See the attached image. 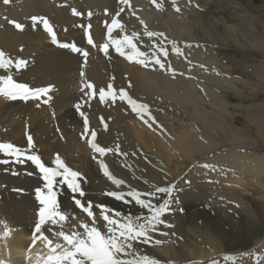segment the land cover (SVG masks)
Segmentation results:
<instances>
[{"label": "bare ground", "instance_id": "6f19581e", "mask_svg": "<svg viewBox=\"0 0 264 264\" xmlns=\"http://www.w3.org/2000/svg\"><path fill=\"white\" fill-rule=\"evenodd\" d=\"M133 1L146 6L145 13L140 14L145 22L133 15L138 6L131 4V8H127L120 0H10L8 5L0 0V51L13 61H28L27 68L19 72L14 68L0 69V77L12 75L17 83L27 84L32 89L52 88L47 96L27 101L0 95V143H11L24 152L39 155L45 166L57 171L52 178V192L59 210L86 222V214L74 205V194L67 183L70 177L66 179L56 168L57 154L69 168L81 174L77 182L85 196L75 194V198L81 199L85 206L91 202L97 215L96 205H105L125 216H147V209L136 205L130 197L125 203L106 193L137 191L146 199L147 193L155 192L156 187L174 186L172 211L162 219L175 227L160 225L159 231L168 232V236L154 232L151 243L134 242L138 255H147L160 264H212L213 261L216 264H264V223L260 220L264 218V190L248 191L246 182L253 172L264 175V99L248 105L256 98L253 93L264 90V0L259 3L233 0L221 5L213 14L197 7L201 0H178L184 11V21L182 17L178 21L184 24L171 17L175 21L172 26L176 28L169 29L160 19H148L157 18L151 8L157 3ZM121 7L125 10L116 18L125 22V26L123 32L115 28L113 32L118 31L116 39L136 32L140 36L137 46L141 51L150 55L155 50L153 45L167 49V57L161 54L160 59L166 68L170 66L175 70L174 77L170 71H161L158 65L152 66L156 69L153 71L129 62L114 47L109 48L107 55L100 51L99 46L106 43V31L101 32L99 28H108ZM73 8L83 15H72ZM89 12L92 13L90 17ZM33 16L47 18L57 36L55 46L48 43L52 37L43 30L42 24L33 28ZM9 20L23 24L24 31H18ZM145 26L149 31L164 33L167 41L163 38L157 41L155 37L149 40L144 34ZM167 30L171 33H166ZM89 35L96 46L88 43ZM172 41L182 54L173 50ZM210 42L231 44L259 58L261 64L248 70L245 80H227L230 87L224 89L216 69L205 66L207 59L203 55H209L213 49ZM60 44L75 45L89 55L85 59L82 52H73ZM198 57L199 64L195 60ZM209 59L215 63L219 57L209 55ZM190 81L196 84V91L189 86ZM88 83L94 89L85 87ZM109 84L114 90L124 89L137 102L147 104L153 116L158 114V106H163L169 118L179 113L184 123L174 141L164 146L157 135L162 131L158 132L155 125L149 128L126 101L117 98L113 103L108 97L101 103L98 90H106ZM80 86L85 88L80 90ZM76 105L81 106L79 112ZM81 112L88 118L90 129L96 131L97 143L113 151L100 155L81 139L84 120ZM240 114L250 121V127L240 129L242 125L236 121ZM172 133L175 135L174 130ZM28 135L33 138V149L28 148ZM226 135L229 139L224 142L222 138ZM220 154L227 156L223 161L230 159L239 170L215 172L210 175L214 182L207 181L203 170L201 174L189 170L182 176V166L187 165L181 159L197 164L205 157ZM21 159L23 163H18L14 157L0 153V161H7L0 162V254L3 253L0 258L9 256L10 262H18L16 264L22 261L28 249L29 261L49 255V248L42 240L37 239L33 244L34 235H38L35 224L42 207L36 199V189L47 195L46 181L30 160ZM101 162L113 178L124 183L119 187L115 185L104 174ZM163 194L159 200L151 202L159 205L169 199L167 193ZM253 209H257V213ZM207 210L226 223L239 238H222L219 232L205 227ZM73 223L69 220L65 231H70L69 225ZM241 224L248 229L257 228L258 233L245 235ZM49 227V224L43 226L44 235L54 243H63L47 231ZM55 230H59L58 226ZM76 230L82 231L78 226ZM157 239L163 243L155 244Z\"/></svg>", "mask_w": 264, "mask_h": 264}, {"label": "snow or ice", "instance_id": "6c2138e0", "mask_svg": "<svg viewBox=\"0 0 264 264\" xmlns=\"http://www.w3.org/2000/svg\"><path fill=\"white\" fill-rule=\"evenodd\" d=\"M121 4L127 8H131L130 0H120ZM154 3L157 0H153ZM10 0H3V4L8 5ZM173 6H175V0H172ZM125 7H121L120 11L115 14V17L111 20V25L108 26V38L109 42L100 45V51L108 54L109 48L114 47L115 51L122 57H125L129 62L138 64L145 68H152L153 71L156 69L152 67L153 65H158L161 71L172 72L173 77L175 76V70L171 69L170 66L166 68L165 63L160 59L162 54L165 58L167 57V49L153 45L154 51L149 55L148 52L141 51L137 46V41L140 40L138 33L133 32L131 36L125 34L121 39H113L112 32L114 28H119L122 32L124 31V25L120 22V14L125 10ZM199 7V5H197ZM177 12L180 11L179 7H175ZM72 15L81 16L83 15L75 8L72 9ZM91 12L88 13L90 17ZM135 15V13H133ZM7 19V18H6ZM139 19V17H137ZM32 26L35 29L38 25H43V30L52 37V42L58 43L56 40V34L53 31L52 25L49 23L47 18L40 16L31 17ZM10 24L23 32L25 26L19 22L9 20ZM142 24L143 21H140ZM90 27V25H89ZM144 34L151 40L156 38L159 41L163 38L167 41V37L162 32L149 31L145 26ZM88 43L90 45L96 46L92 37L89 35ZM173 45V50L177 54H182L181 50L176 47L175 41L171 42ZM62 48H71V51L81 53L86 59L89 55L87 51H82L75 45L60 44ZM191 47V45H187ZM127 49V51H125ZM28 66V61L24 59H18L13 61L10 57H7L3 51H0V69L10 70L15 69L19 72L21 69H26ZM203 67V66H201ZM182 74V73H181ZM83 76V73H81ZM219 75V73H217ZM88 89H94L91 83L85 85ZM129 87H132L129 83ZM52 91L51 86L48 88H29L27 84L17 83L12 75H6L0 77V95L7 96L12 100H23L27 101L33 98H40L41 96H47L48 93ZM95 95V91L93 92ZM99 101L101 103L106 102V98L110 97L112 102L119 98L121 101H126L127 105L131 108V111L141 119L149 128L154 125L157 128H163L157 123L155 117L151 114L149 106L147 104L139 103L137 100L133 99L127 91L120 89L116 91L113 89L111 84L107 85V89L100 88L98 90ZM51 99V97H48ZM77 111H80L81 106L76 105ZM84 116V113H80ZM101 122L105 123V129L107 130V124L101 118ZM90 137V139H89ZM81 139L86 140L89 147L96 153L104 155L107 152L113 151V149L102 147L97 143V133L90 129L89 120L84 116L83 120V132L81 133ZM27 145L29 149L35 147L33 143V138L31 135L27 136ZM119 151V149H116ZM0 153L6 156L14 157L15 161L18 163H23L21 157H25L30 160L37 169L42 173L44 180L46 181V187L48 189V194L42 193V190L36 189V199L42 206L39 210V220L35 224V234L33 239V244L36 240H42L46 247L49 248V255L44 261V264H160V262L154 258L147 255H138L134 250V242L141 244H149L152 242L151 233L159 232V226L164 225L166 228H174L175 225L168 223L162 217L166 213L172 211L173 197L172 192L174 191V186L170 187H156L155 192L147 193V196H154L155 193H167L169 199L164 200L163 203L159 205H154L151 200H146L143 197L144 194L137 191H129L127 193L123 192H108L106 195L113 197L118 201H123L128 203V198L134 200L136 205L140 206L142 209H147L149 215L147 216H132L123 215L122 213L108 208L105 205H96L99 208V215L93 211V204L91 202L87 203L85 206L81 199L75 198V194L79 197H84L85 192L81 189L80 184L77 182L81 178V174L77 171H73L67 166L64 160H62L59 154L56 155L55 164L56 168L61 170L60 174L65 175L67 179L68 188L74 194L73 202L76 208L80 209L81 212L86 214L87 221L79 220L75 215L70 213L61 212L58 208L55 194L52 192L53 180L52 178L57 175V171L50 167L45 166L39 155L31 154L30 152H24L22 149L16 147L11 143H0ZM126 155V153H121ZM95 158V157H94ZM7 163V161H0ZM100 167L104 171V174L112 180V182L118 187L124 182L113 178L108 171L107 167L101 162ZM204 167H208L205 165ZM14 191L22 192L23 189H14ZM178 203V201H176ZM238 207V205H237ZM71 220L75 223L69 225L70 231H65L66 223ZM102 221V223H101ZM45 224H49L50 227L47 229L48 232L52 233L53 237L57 241H63V243H54L53 239L44 235L42 228ZM98 224L100 226H98ZM58 226L59 230H55ZM77 226L82 231H78ZM103 229V230H102ZM162 236H168V232H159ZM175 235V233H172ZM162 240H155V244H162ZM59 250V251H57ZM131 257V258H129ZM212 264H216L215 261Z\"/></svg>", "mask_w": 264, "mask_h": 264}, {"label": "rangeland", "instance_id": "374dc122", "mask_svg": "<svg viewBox=\"0 0 264 264\" xmlns=\"http://www.w3.org/2000/svg\"><path fill=\"white\" fill-rule=\"evenodd\" d=\"M230 1H233V0H201V3L199 2V3H197V5H199V7H201L205 13L213 14L219 10L221 5H223L227 2H230ZM254 1L256 3L260 2V0H254ZM156 3L157 4H154V5L151 4L152 5L151 8L154 9V12L156 13L157 18L153 17V18H148V19H151V21H156V19L162 20V22L165 23V26L167 29L176 28V26H172L173 23H175V21L184 24V22H183L184 18L182 17L184 11L182 10L183 8L181 7L183 5L178 4V0H175V6H173L172 0H157ZM131 4H132V6H134L135 3L133 0L131 1ZM135 6H138V7H136L137 12L135 14V17H139L140 20L143 19V21L145 22L146 20L143 17H141L140 14L145 13L144 8L146 6H144V3L141 5H140V3L137 5L135 4ZM168 6H169V8H168ZM175 7H179L180 11L177 12L175 10ZM156 10H158L159 12ZM159 15H161L163 17H160ZM166 15L169 17H167ZM173 15H175V16H173ZM165 16H166V18H165ZM171 17H173L176 20L175 21L172 20ZM180 17H182L183 21H180V20L178 21V19H180ZM166 19H167V21H166ZM168 19H169V21H168ZM121 23L125 26V22H121ZM10 25H13V24H10ZM99 29L101 30V32L103 30H104L103 32L106 31L104 33V40L106 43H108L109 42L108 31H107L108 28L105 29L103 27V29L102 28H99ZM114 30H116V29L114 28L113 31ZM117 32L118 31L112 32L111 35H112L113 39L117 38V36H116ZM166 33H171V31L167 30ZM169 36H171V35H169ZM56 40H57V36H56ZM57 42H58V40H57ZM48 43L49 44L52 43L53 46H55V44L52 42V39L48 40ZM211 47H213V49L209 52V55H217L219 57V60H218V62L213 63L212 59H209V55L204 54L203 57H205L207 59L205 66L210 67L212 69H216L215 73L216 74L219 73V75H218L219 76V83L222 84V86H225L224 89H228L230 87L226 83L227 80H230V79H236L235 81H241V79L245 80L244 74L248 70H252L261 64V62L259 61V58H256L255 56L251 55L250 53L239 50L238 48H236L235 46H233L231 44L211 43ZM218 49H220V50H218ZM207 50L208 49L205 47V52ZM197 53L199 54V52H197ZM192 56H194V55L192 54ZM195 60H196L197 64H199L198 61L200 60V58L198 57ZM125 61L127 62V60H125ZM82 86H84V85H82ZM82 86H80V90H82V88H85ZM189 86L192 87L194 89V91L197 90V86L194 82L190 81ZM263 91H264L263 89H260L259 91L253 93V96H255L256 98L253 99L252 101H250L248 105H253L257 99L258 100L264 99ZM204 100H205V98H204ZM233 102L236 103V101H234V100H233ZM144 103H147V102H144ZM156 108L158 109V114L154 117H155L157 123L163 128L162 133L161 134L157 133V135H158V138L161 141V143L164 146L165 145L168 146L170 142L174 141L173 138L176 137V135L180 132L184 121L179 117V113H177V112L173 113L172 117L169 118L166 115V110L163 108V106H158ZM236 121L240 122V124L242 125V127H240V129L247 128V127L251 126L250 121L246 118V116L244 114H240L239 117L236 119ZM167 126H170V127H167ZM172 130L175 131V135H173ZM157 131L158 132L161 131V128H157ZM166 134L168 135V137H164V135H166ZM227 139H229L228 135L224 136L222 138V141L225 142ZM170 152H171V149H170ZM171 153L173 154V152H171ZM225 156L226 155H221V154L220 155H211V156L203 158L200 161V163H197V164H193V163L191 164L186 159H181V161H183V164L187 165V167L182 166V170H181V173L183 174L182 176H184L186 173H188L189 170H195L196 174H201L200 170H203L204 174L207 177V181L208 182H214V178H210V175L215 173V172L225 173V172L231 171L232 173H234V172L238 171L239 169H238L237 164L233 163L230 159H226L225 161H223V158L227 157V156L226 157ZM205 165H207L208 167H204ZM253 173L255 176L251 175ZM253 173H251L247 176V179L251 182L250 183L248 180L246 181L247 185L249 186L247 190L252 191L253 188L264 190V184H263L264 183L263 182L264 175L256 174L255 172H253ZM60 193H61V191H60ZM62 194H64V192ZM217 194L218 193H215V195H217ZM163 195H164L163 193H158V194L155 193L154 196H151V197L147 196L146 199H149V200L158 199L159 200L161 197H163ZM218 201H222V200H218ZM57 204H58V202H57ZM253 211L257 213L258 210L253 209ZM200 216H203V214L199 215L198 218ZM207 218L208 219L205 222L204 226L211 229V230H214L215 232H219L220 237H222V238L228 237L231 239L239 238L238 235L232 229L227 227L226 223L222 222L218 217L213 215L208 210H207ZM254 218L257 219L258 217L254 216ZM260 220L263 221V223H264L263 217H260ZM241 228L244 231L245 235H254V234L258 233L257 228L248 229V228L244 227L242 224H241ZM262 230H264V226H263ZM159 232H161V231H159ZM159 232H156V234L160 235ZM33 260H35V259H33Z\"/></svg>", "mask_w": 264, "mask_h": 264}]
</instances>
